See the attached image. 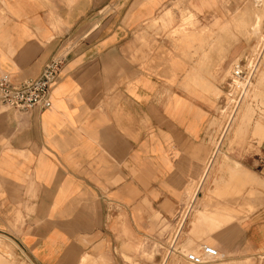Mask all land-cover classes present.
I'll use <instances>...</instances> for the list:
<instances>
[{
  "label": "crops",
  "instance_id": "1",
  "mask_svg": "<svg viewBox=\"0 0 264 264\" xmlns=\"http://www.w3.org/2000/svg\"><path fill=\"white\" fill-rule=\"evenodd\" d=\"M241 4L0 0V75L35 78L66 56L51 107L0 103L1 237L33 264H81L84 255L86 264L142 263L155 247L148 264H164L160 231L167 225L174 237L193 201L178 246H213L219 257L209 264H264V136L258 144L254 124L233 126L219 136L228 160L209 166L215 104L206 83L239 58V36L263 22L264 7L235 14ZM185 10L194 38L177 44L167 35ZM225 24L237 41L217 49L203 37L223 35ZM208 205L223 219L199 217Z\"/></svg>",
  "mask_w": 264,
  "mask_h": 264
},
{
  "label": "rangeland",
  "instance_id": "2",
  "mask_svg": "<svg viewBox=\"0 0 264 264\" xmlns=\"http://www.w3.org/2000/svg\"><path fill=\"white\" fill-rule=\"evenodd\" d=\"M242 4L241 7L238 8L235 12V14L243 12L247 10L248 14L250 13L251 10H254L256 7H264L263 5H257V2H254L253 0H241ZM183 14H187V17L183 18L181 25H177L175 29H171L167 37L172 40L174 43H182V39H193V36H189L188 32L189 29L194 27L193 23V16L188 13V11H184ZM247 14V15H248ZM183 15V16H184ZM250 15V14H249ZM261 17L263 18L262 23H258L254 27L253 33L247 34V35H240L239 39H243L246 41V46L242 53L239 55L238 59H234L230 65L231 69L229 68L228 73L220 78H213L215 81L214 83H209L212 84L208 88V93L212 97L214 104H215V112L214 115L211 118L210 121V128H214L215 131L211 135V143H212V149L209 153V166L214 162L217 163L218 157L222 159V161L226 162L228 160V157L226 153L224 152H218V146L221 143V139L219 138L220 134L224 135V138L230 134L233 126L237 125H246V127H249L254 124L255 130H256V122L262 124L261 131L256 130V134H253V137H256L258 139V144L263 139L264 136V12L262 13ZM250 21H253V18ZM223 35H216L213 39V35H209L206 37H203L207 39L206 41L208 43H213L215 44V47L217 49H225L227 50L228 47H230V42H236L237 37L233 36L231 38L225 37L226 29L221 30ZM223 38H226L225 43H222ZM213 39V41H212ZM196 41L193 40L192 43H195ZM211 53H209L210 55ZM218 56H223V53L220 51L217 52ZM246 55V56H245ZM238 61L246 62L249 64V66L253 67V80L245 90L244 95L241 98V101L239 102V105L237 108L234 110V113L230 115L232 107L230 105L231 101H229L228 96H227V89L228 87H225L224 89L221 87L222 85H227V81L225 80H230V71L232 70V66L234 63H237ZM217 62V66H218ZM228 68V67H227ZM225 78V80H221ZM231 81V80H230ZM230 81L228 82L230 84ZM226 82V83H225ZM261 82V83H260ZM228 84V85H229ZM208 85V86H209ZM214 94H213V93ZM214 96H213V95ZM227 99V104L223 105L222 100ZM260 135V136H259ZM220 140H219V139ZM231 144V143H230ZM230 149V148H229ZM228 149V150H229ZM260 155V164L258 165V168L263 169L264 173V150L263 152H258ZM215 155V156H214ZM212 156V157H211ZM193 204V201H189L186 203L181 211H179L178 215L181 214V220L180 222L185 219L186 215L188 214L190 208L192 207L191 205ZM211 209H216L210 205L207 206V208L203 209L204 211H210ZM199 214V212H198ZM11 221H9V225L11 229H15L16 224L18 223L20 219V212L18 211L17 214L13 217H11ZM168 227L167 225L162 228L160 231V235L162 237L164 236V240L166 241V246L161 248L162 251V257L165 259L164 264H187L183 260L179 258H174L171 257L170 259L167 258L168 254V242L171 240L173 237V234L171 233L170 236H168ZM1 234H4L3 232H0ZM178 234V229L176 230V235ZM1 237V235H0ZM2 242L5 245H8L12 251V257L9 258L7 261H0V264H33V262L26 257L24 254H22L18 247L13 243L10 239L8 240L6 237H1ZM201 242V241H200ZM198 243L193 242L192 244L185 245V250L187 251H194L198 250L200 245ZM202 243V242H201ZM182 248V247H181ZM194 248V249H193ZM158 248H151L148 252L145 251L143 253V262L139 263L137 261L133 260H128L129 264H148L151 262L150 257L154 254V252H158ZM87 256L84 255V258L82 257L81 264H86L88 262L87 259H85Z\"/></svg>",
  "mask_w": 264,
  "mask_h": 264
},
{
  "label": "built area",
  "instance_id": "3",
  "mask_svg": "<svg viewBox=\"0 0 264 264\" xmlns=\"http://www.w3.org/2000/svg\"><path fill=\"white\" fill-rule=\"evenodd\" d=\"M257 1L264 2V0ZM65 62V54L58 53L48 61L37 77L21 82L12 81L6 74L0 75V103L7 108L19 111L51 107L50 95ZM253 71V67L246 62L238 61L233 64L230 74L231 87L227 83V96L232 107L230 115L234 113L245 90L252 82ZM222 103L226 105L227 99L224 98ZM179 217L181 218V214ZM183 221L184 219L178 225V233ZM177 235L168 242V259L179 258L187 264H209L218 259V250L209 244H201L199 249L194 251L181 248L176 243Z\"/></svg>",
  "mask_w": 264,
  "mask_h": 264
},
{
  "label": "bare ground",
  "instance_id": "4",
  "mask_svg": "<svg viewBox=\"0 0 264 264\" xmlns=\"http://www.w3.org/2000/svg\"><path fill=\"white\" fill-rule=\"evenodd\" d=\"M261 8V7H260ZM243 23L245 22V21H242ZM247 23V22H246ZM236 25V24H235ZM224 26V25H223ZM228 26H229V24H225V26L223 27V30L224 29H226V33H225V37H228V38H231V37H233V35L232 34H230V30L228 29ZM222 28V27H221ZM225 40H226V38H223V41H222V43H225ZM230 44V46L233 44V42H230L229 43ZM246 56V55H245ZM238 59V58H237ZM231 67V65L224 71V76L228 73V69ZM231 69V68H230ZM230 73H231V71H230ZM223 76V77H224ZM227 76V75H226ZM225 76V77H226ZM228 77V76H227ZM196 77H194V79H195ZM201 80V79H200ZM199 79H198V82L200 81ZM221 80H225V78H223V79H221ZM230 80H231V77H230ZM230 80H225V81H227V83L230 81ZM204 81H205V79H204ZM232 81V80H231ZM231 81H230V84L228 85V86H230L231 87ZM197 82V81H196ZM201 82V81H200ZM202 83H204L203 82V80H202V82H201V84ZM199 84V83H198ZM209 85V84H208ZM207 85V83H206V86H208ZM210 85H212V84H210ZM210 85L208 86V88L210 87ZM200 86H202V85H200ZM193 89V88H192ZM210 89H211V87H210ZM208 93V92H207ZM210 93V92H209ZM213 93V92H212ZM214 94V93H213ZM212 94V95H213ZM214 96V95H213ZM211 97V96H210ZM256 130L257 131H261V128H262V124H260V123H258V122H256ZM263 129V128H262ZM228 209V208H227ZM221 210V209H220ZM218 211V210H217ZM226 212V211H225ZM232 212V211H231ZM216 213H218L219 214V216L218 217H220V219H219V221L221 220V219H223L222 217L225 215V213L221 210V211H219V212H216V209H211L210 211H204V210H202V211H199V217L201 216H206V215H210V216H215L216 215ZM230 214V213H229ZM228 214V215H229ZM227 215V214H226ZM230 216V215H229ZM214 218H216V217H214ZM224 223V222H223ZM1 234V233H0ZM193 236V238L195 239V238H197L196 236H195V234H193L192 235ZM3 237V236H2ZM4 238V237H3ZM9 240V239H8ZM12 253L10 252V250L4 245V244H2L1 242H0V261H7L9 258H11L12 257V255H11Z\"/></svg>",
  "mask_w": 264,
  "mask_h": 264
},
{
  "label": "water",
  "instance_id": "5",
  "mask_svg": "<svg viewBox=\"0 0 264 264\" xmlns=\"http://www.w3.org/2000/svg\"><path fill=\"white\" fill-rule=\"evenodd\" d=\"M228 87V86H227Z\"/></svg>",
  "mask_w": 264,
  "mask_h": 264
}]
</instances>
